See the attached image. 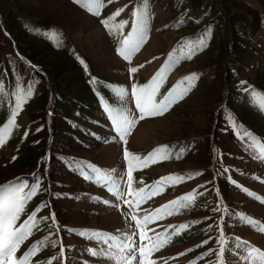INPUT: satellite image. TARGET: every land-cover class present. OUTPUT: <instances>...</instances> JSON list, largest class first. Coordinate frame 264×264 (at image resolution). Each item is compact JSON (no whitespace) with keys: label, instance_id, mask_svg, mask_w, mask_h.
Returning <instances> with one entry per match:
<instances>
[{"label":"rangeland","instance_id":"rangeland-1","mask_svg":"<svg viewBox=\"0 0 264 264\" xmlns=\"http://www.w3.org/2000/svg\"><path fill=\"white\" fill-rule=\"evenodd\" d=\"M196 1L194 8L190 6V0H147L150 17L148 39L132 55L129 63L118 55L114 42L100 21L123 9L115 19L118 25L127 21L122 30L123 35L127 36L131 31V14L142 0H104L108 6L107 12H101L99 16L92 15L73 0H0V84L4 86L0 100L8 104L10 117L18 88L21 94L27 93L29 87L32 89V95L22 104V110L15 118V125L22 130L15 146L6 143L8 126L0 127V139L3 141L0 145V186L17 178L25 179L31 186L37 178L40 179L37 194L28 202L17 221L19 225L28 214L35 211L39 224L21 245L18 256L33 244L46 241V246L32 258V264H48L49 261L51 264H62L60 259H52L58 255L60 243L55 248L51 246L52 241H62L65 248L63 264H102L98 258L85 251L100 245L77 233L99 231L115 236H122L125 232L131 234L136 231L131 215L142 220L144 215L167 202L177 201L194 191L196 195L191 200L181 201L185 208L179 217L163 218L148 225L149 229H154V232H148L149 236L160 234L163 229L180 233V226H187L183 228L188 231L183 239L172 240L153 254L151 258L156 264H196L195 259L198 264H209L215 260V251L219 247L217 241L220 232L217 225L223 227L229 241L226 249L234 248L238 237L241 248L237 252L240 254H246L245 248L252 246L264 251V231L259 230L264 228V203L260 202L264 199V162L254 159L255 153L246 150L237 139L228 116L217 132L221 113L234 96L232 108L237 115L243 112L255 114L251 121L245 122L246 125L237 123L264 140V115L256 110L253 113L254 105L249 94L244 91L254 89L259 82L264 89V0ZM223 13L227 17L222 16ZM255 14L260 20L259 29L256 36L247 41L245 36L250 34ZM217 15V19L221 18L220 23L212 24V21L217 20ZM234 18L240 19L241 23L232 27L230 23ZM12 19L18 22L25 19L26 22L45 25L32 26L35 31L23 33L21 40L17 29L12 30L16 36L8 32ZM193 20L200 24L196 37L211 29L205 41L206 47L191 59H181L173 65L160 88V94L163 95L185 77L196 74L194 87L183 99L174 103L161 116L138 121L127 137L126 144L115 136L102 106L101 109L94 108L92 115L88 114L91 120L81 122L85 127L84 132L91 134L94 139L81 135L75 141L67 125L60 126L55 134L63 113L56 107L58 93L53 80V66L64 64L69 69L70 63H74L76 72L62 74L67 82L73 78L75 81L72 84L79 83L77 79L83 75L81 71L88 82L98 76L106 77L113 91L104 98V102L112 105L114 92L118 88L130 92L133 83L143 86L152 80L168 60L169 54L177 50L182 42L190 40L184 37L188 31L181 32L178 27L188 25ZM53 31L57 34L56 41L67 47L66 51L54 50L53 40L42 37ZM235 32H238V36L233 40L235 38L231 33ZM237 46L238 51L235 50ZM35 48L36 56H33L31 50ZM176 54L179 55V52ZM226 56L235 58V62H232L235 66L225 64ZM21 57L24 59L21 60ZM131 67H136L137 72L130 74ZM34 72L41 74L42 79L34 77ZM242 81L245 82L243 85ZM125 103L132 113L138 115L130 96ZM78 122L75 119L72 125ZM42 123L44 133H49L45 136L44 157L49 160L53 154V141L58 151L66 147L64 150L69 154L62 158L64 162L60 169L49 167L47 161L42 172L37 170L18 175L14 168L15 159L25 153L27 145L35 146L38 143L34 134L42 128ZM77 142L88 145L81 147ZM71 144L74 145L69 146ZM125 149L140 158L133 161L134 193L154 180L172 177V180H165L163 184L169 187L168 194L159 192L138 208L130 209L102 186L103 178L108 176L119 180L121 187H124L127 180ZM158 149L161 151L155 159L145 165V158ZM88 165L101 171L92 174ZM80 170L89 172L92 179H85ZM97 177L101 178L99 183ZM248 192L253 193V196L248 195ZM132 198L127 197L129 200ZM105 200L118 207L106 205L103 203ZM45 204L48 206L45 207ZM217 206L220 211H213ZM52 212L61 228L58 234L54 230L50 232L48 228ZM241 215L251 217L258 222V226L241 220ZM44 217L49 219L45 220ZM195 224L198 227L196 229ZM190 225L193 229L189 228ZM72 231L75 233L72 234ZM133 239L139 243L138 232ZM210 249L213 250L212 256L206 255ZM225 260L226 264H237V257L229 251L225 252Z\"/></svg>","mask_w":264,"mask_h":264},{"label":"snow or ice","instance_id":"snow-or-ice-1","mask_svg":"<svg viewBox=\"0 0 264 264\" xmlns=\"http://www.w3.org/2000/svg\"><path fill=\"white\" fill-rule=\"evenodd\" d=\"M74 3L79 4L82 8L86 9L92 15L99 16L101 9L104 6L103 0H73ZM123 9H118L108 19H103L100 23L106 28L109 35L116 36L119 34L121 37L118 41V47L116 49L118 55L124 60L131 63V58L141 46L148 39L149 29V14L147 0H142L141 4L137 6L132 12L131 31L127 36L123 35V28L126 26L127 21H122L119 25L111 23L116 16L120 15ZM211 29H208L204 34L197 37L195 40H189L182 42L177 50L169 54L168 60L152 78V80L143 86H138L135 83L131 85L130 92L124 88H118L114 92V102L112 105L104 102V98L101 97V106L104 108L107 119L110 121L111 127L115 136L123 143H127V137L131 134L132 129L136 126L138 121L145 119L146 117H154L163 115L174 103L183 99L184 96L194 87V81L197 79L196 74H192L189 77H185L178 82L172 89L168 90L165 94H160V88L162 83L166 80L168 70L175 64L179 63L181 59H191L197 52L202 51L206 47V39L210 34ZM7 35V33H6ZM47 38L52 39L57 47L59 42L56 41V33L44 34ZM179 52V55L176 53ZM24 58L21 57V60ZM84 62L81 60V64ZM34 68V66H32ZM85 70L86 66H85ZM137 68H129V73H136ZM95 82V79L93 81ZM245 82H241L243 85ZM3 85L0 84V92L3 91ZM251 98V102L261 113H264V93H258L255 89H244ZM15 95V105L11 111V117L8 120L9 125H15V118L22 110V104L26 102L32 95V89L29 87L27 93L21 94V90L18 88ZM131 97L135 106V113L126 106V99ZM227 119L230 121V126L236 135L237 139L242 143L246 150H251L255 153L254 159H258L264 162V140L255 136L248 131L242 125H239L235 117L229 115ZM2 137V133H0ZM107 142V141H106ZM3 141L0 139V145ZM161 150H157L154 153L149 154L145 158V165L155 159L157 153ZM131 157V159H130ZM15 159V157H13ZM139 157L133 156L127 149L124 150V160L127 162V180L124 182V187H121L120 181L106 176L103 178V185L107 188V191L116 198L117 201H123L128 205L130 209L138 208L141 203L152 195H156L160 187L164 184L165 180H172V177L162 178L156 182V187L151 188L148 191L147 196L141 195L145 192L144 188L135 192L132 189L133 183V161L139 160ZM88 169L92 174L99 173L101 169L96 168L93 165H88ZM114 171V170H113ZM225 171H228L225 169ZM81 175L85 179H92L89 172L81 171ZM193 175H199L194 173ZM100 177H97V182H100ZM180 179V178H177ZM233 183H235L233 181ZM40 187V182L37 179L35 183L29 186L28 182L23 178H17L15 181H11L5 185L0 186V264H32V258L37 255L41 248L46 246V241H39L33 244L29 249L23 252L21 255H17L21 245L26 239L33 234V229L38 227L39 221L36 218L35 211L27 215V218L17 225V221L20 220L21 214L24 213L25 207L32 199ZM240 187V185H237ZM27 189V191H26ZM247 192V189H244ZM196 195L195 191L185 197L180 198L177 201H171L167 205L161 206V208L155 209L153 212L143 216L142 220L138 219L136 215H131V220L135 222V229L131 234L125 232L122 236H115L110 233L92 231L90 233L80 232L78 235L91 240L96 241L100 246L98 248H87L85 251L92 257L98 258L103 264L107 261L108 264H156V261L151 257L157 251L168 243L170 237L166 234H156L155 236H149L148 232H154V229H149L148 225L155 221L163 219L167 215L174 214L175 211L181 206V201L191 200ZM248 195L253 196V193L248 192ZM133 197L131 200L127 197ZM217 196H219V190H217ZM259 199V197H254ZM99 200V198H97ZM264 203V199L260 200ZM106 205L111 207H118L116 204H110L109 201H103ZM47 207L48 205H44ZM213 211H220L219 207L213 209ZM227 211V209H225ZM47 220L49 217H44ZM51 224L48 225L50 232L54 230L56 234L61 231V228L56 220L55 213L52 212ZM241 220H247L249 225H257L258 222L251 217L244 215L240 216ZM186 225H181L180 228H186ZM211 227V226H209ZM219 228L218 238V250L215 251V260L210 261L209 264H226L225 252L229 251L233 256L237 257V264H264V251L257 247H246V254H240L237 249L241 248V242L239 238H236V244L234 248L226 249V245L229 243L225 237L223 227L217 225ZM260 231H264V228H260ZM71 231V230H69ZM139 235V243H137L133 237ZM57 243H60V251L57 256L52 259H60L63 264L65 259V248L62 241H52L51 246L55 248ZM203 243H207L204 241ZM246 243V242H245ZM191 251V250H189ZM184 255V253H181ZM206 255L212 256L213 250L210 249ZM51 264V261L48 262Z\"/></svg>","mask_w":264,"mask_h":264},{"label":"trees","instance_id":"trees-1","mask_svg":"<svg viewBox=\"0 0 264 264\" xmlns=\"http://www.w3.org/2000/svg\"><path fill=\"white\" fill-rule=\"evenodd\" d=\"M190 2L192 3L190 6L195 8L197 1L196 0H190ZM103 5L104 6L102 7L101 12L106 13L108 6L104 2V0H103ZM221 15L227 17L226 13H223ZM256 16H257V14H255L253 16L254 17V19L252 21L253 26H252V29L249 31L250 34L245 36L247 41H250L252 38H254L256 36L258 29H259V21L260 20H258V18ZM109 17H111V16H107V17H105V19H108ZM215 17L217 19L218 15ZM204 18L206 19L207 17H204ZM228 18H232V17L229 16ZM24 20L25 19H23V21H19V22L17 21V19L13 20L12 21L13 23L8 26V28H9L8 32L10 34H13V32H12L13 29H17L19 31L20 34L19 33L18 34L21 37V40L24 36L23 33H25V32L26 33H32L35 31L32 28V26L41 25V24H38L36 22L32 23L29 21L26 22ZM239 20H236L234 18L232 20V22L230 23V25L232 27H234L235 24L241 23V21H239ZM219 21H221V18H218L216 21H212V24L213 23L219 24L220 23ZM111 23L114 25H118L116 23V19L112 20ZM44 25H41L40 27H43ZM198 25H200L198 23V21L193 20V21H190L188 25H180L178 27V29L181 32L188 31V33H186L184 35L185 40H187V39L194 40L193 38L197 39L196 34L199 31L197 29ZM239 26H241V24ZM59 33L61 34L60 30H59ZM237 33L238 32L231 33L233 35V37L235 38L233 40H236ZM13 36H16V34H13ZM42 37L47 38L44 36H42ZM109 38L112 42H114L115 48L117 49L118 41L121 38L119 36V34H117L116 36L109 35ZM58 42H59V47L54 45V47H52V48L54 50L66 51L67 47L65 46V44H61L60 41H58ZM234 43L235 42H233V45H234ZM238 47L239 46H237L235 48V50L238 51ZM246 47L247 46H245L243 48H246ZM226 48H227V46H226ZM35 50H36V48L31 50L32 51L31 54H33V56H36ZM224 62H225V64L235 66V65H233L234 63H232V62H235V58H229V56H226L224 59ZM69 66H70L69 69L66 68L64 66V64H61V65L58 64V65L53 66V71H54L53 80L56 83L55 85H56V90L58 93L57 99L55 101L56 105H57L56 107H57V109L61 110L63 113V116H62L57 128H55V134L57 132L56 129L60 128V126L63 127L65 125H67V128L69 130H72V132L70 133V136H72L75 141H77L79 139V136H81V135H85L86 137L87 136L90 137V139H94V137L91 134H86L84 132L85 127H83L81 125V122H88L89 120H91V117H89L88 114L90 113V115H92L94 112V108L101 109V103H102L101 97L106 98L107 96H109L110 93L113 91V87H112V85H110V82L107 80L106 77L104 78V77L98 76L95 78L94 83L91 81L90 82L86 81V77L84 76L83 71H81V73L83 74L82 75L83 77L78 76V79H77V81L79 82L78 84H72L75 81L73 78H71L72 80L70 79V81L67 82L62 77V74L66 73V72L67 73L68 72H70V73L76 72V70H77L74 63H70ZM89 68H91V66ZM33 76L42 79L41 74H39L37 72H34ZM261 76H263V75H261ZM254 89L258 93L264 92V89L262 88V84L260 82L258 83V86L255 87ZM234 103H235V98L233 96L231 99H229V103L226 105V108H225V110H223V113H221V116L219 119V124L217 126V132H218L224 118H226L229 115L234 114L233 116H235L236 121L239 122L240 124L243 123L242 125H246L245 122L251 121L253 118L252 116L255 115V114L247 113V112H243L242 114L237 115L235 113L236 111H234V109L232 108ZM252 110H253V113H255L256 111L260 112L256 107H253ZM254 110H256V111H254ZM263 115H264V113H263ZM9 117H10V111H9L8 104L4 100H0V127L6 126V125L8 126V128H7L8 133L5 137L6 143H8L10 146H15L16 143L21 138L22 130L17 125H9V123H8ZM75 119L78 120L79 122L76 125H72V123L74 122ZM41 126H42V128L34 134V137L38 139V143L35 146L27 145V147H25V153L23 155H19L15 159L16 166L14 168L17 169L18 175L29 174V173L37 171V170H40V172H42V170L46 166L47 161L49 163V165H48L49 167H55L56 169H58V168L60 169L62 167L61 163L64 162V160H62V158L64 157V155L69 154L66 150H64V148H66V147H62L58 151L55 148L56 142L53 141V145H52V147H53V154L52 155L53 156L51 155L50 159L47 160L44 157L45 154H44V150H43L44 147L43 146L46 143L45 136H46V134H49V133L47 131H46V133H44L43 123L41 124ZM77 144L81 147H84V146L86 147L88 145V143H84V142H81V143L77 142ZM73 145L74 144H71L69 146H73ZM52 170H54V169H52ZM79 172H81V170ZM37 179H39V178H37ZM50 181H51V183L54 182L52 180V177H51ZM158 181H160V180H158ZM156 182L157 181L154 180L150 183L145 184V187H140V189L141 188L145 189V193H144L145 196H147L148 191L151 188H154L157 186ZM168 188L169 187L162 185L160 187L159 192H163V193L168 194L169 193ZM169 203L170 202H167L166 205ZM184 208H185V206L181 204V206L178 208L177 211L174 212V214L167 215L164 218H169L172 216L179 217L181 212L184 210ZM187 210H191V209H187ZM186 212H188V211H185V213ZM189 228L193 229V227L191 225ZM194 228L195 229L198 228L196 224L194 225ZM179 230L181 231L180 233H177V232L173 233L174 230H172V229L171 230L163 229L162 233H160V234H166L168 237H170L168 243H166V244H169V243H171L172 240L183 239L184 234L186 232H188L187 229L179 228ZM73 232L75 233V231H72V234H73ZM194 262L196 264H198V261H196V259Z\"/></svg>","mask_w":264,"mask_h":264}]
</instances>
